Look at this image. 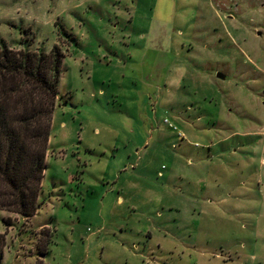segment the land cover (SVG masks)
Wrapping results in <instances>:
<instances>
[{"label":"rangeland","instance_id":"obj_1","mask_svg":"<svg viewBox=\"0 0 264 264\" xmlns=\"http://www.w3.org/2000/svg\"><path fill=\"white\" fill-rule=\"evenodd\" d=\"M56 45L41 206L0 210V264H264V0H0L1 49Z\"/></svg>","mask_w":264,"mask_h":264},{"label":"trees","instance_id":"obj_2","mask_svg":"<svg viewBox=\"0 0 264 264\" xmlns=\"http://www.w3.org/2000/svg\"><path fill=\"white\" fill-rule=\"evenodd\" d=\"M64 58L57 45L0 48V210L32 217L41 206Z\"/></svg>","mask_w":264,"mask_h":264},{"label":"crops","instance_id":"obj_3","mask_svg":"<svg viewBox=\"0 0 264 264\" xmlns=\"http://www.w3.org/2000/svg\"><path fill=\"white\" fill-rule=\"evenodd\" d=\"M50 155L48 154V157H49ZM43 183H44V181H43ZM48 226V225H47ZM45 227L44 229H47L48 227ZM50 234H51V232L49 233V236L48 237H45L46 238V240H45V246H43V244H42V241H41V246H42V250L43 251H45L46 250V247H48V245L50 244V241H51V236H50ZM44 238V239H45ZM43 239V240H44ZM42 256H44V254H42Z\"/></svg>","mask_w":264,"mask_h":264},{"label":"water","instance_id":"obj_4","mask_svg":"<svg viewBox=\"0 0 264 264\" xmlns=\"http://www.w3.org/2000/svg\"><path fill=\"white\" fill-rule=\"evenodd\" d=\"M221 77V75H219Z\"/></svg>","mask_w":264,"mask_h":264}]
</instances>
